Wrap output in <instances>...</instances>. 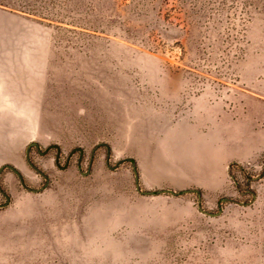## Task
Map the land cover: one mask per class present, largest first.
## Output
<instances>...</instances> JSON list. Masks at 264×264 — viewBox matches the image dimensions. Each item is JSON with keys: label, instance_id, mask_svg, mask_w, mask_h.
<instances>
[{"label": "rangeland", "instance_id": "rangeland-1", "mask_svg": "<svg viewBox=\"0 0 264 264\" xmlns=\"http://www.w3.org/2000/svg\"><path fill=\"white\" fill-rule=\"evenodd\" d=\"M3 1L0 264H264V0Z\"/></svg>", "mask_w": 264, "mask_h": 264}, {"label": "water", "instance_id": "water-1", "mask_svg": "<svg viewBox=\"0 0 264 264\" xmlns=\"http://www.w3.org/2000/svg\"><path fill=\"white\" fill-rule=\"evenodd\" d=\"M145 195H154L155 193L153 191H145L142 192ZM157 194H161V193H169L171 195H177L178 193L176 192H172V191H156Z\"/></svg>", "mask_w": 264, "mask_h": 264}, {"label": "trees", "instance_id": "trees-1", "mask_svg": "<svg viewBox=\"0 0 264 264\" xmlns=\"http://www.w3.org/2000/svg\"><path fill=\"white\" fill-rule=\"evenodd\" d=\"M0 4H2V5H5V6H11V7H13V8H17L16 7V5H11L10 3H8V2H4L3 0H0ZM19 8H22V7H19ZM233 165H235L234 163H231L230 164V166H233Z\"/></svg>", "mask_w": 264, "mask_h": 264}]
</instances>
